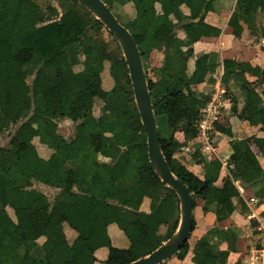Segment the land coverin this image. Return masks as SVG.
Masks as SVG:
<instances>
[{"label":"trees","instance_id":"obj_1","mask_svg":"<svg viewBox=\"0 0 264 264\" xmlns=\"http://www.w3.org/2000/svg\"><path fill=\"white\" fill-rule=\"evenodd\" d=\"M60 1L62 17L39 0H0V134L11 131L9 147L0 148V264H129L172 237L179 224V200L149 163L123 53L108 58L98 40L103 31L117 42L116 38L78 2ZM101 1L138 48L161 152L192 195V217L199 200L202 211L215 216L213 228L192 243L193 218L185 245L172 258L183 260L191 253L193 264H228L239 243L235 231L222 226L236 209L234 182L250 172L264 176L250 149L253 139L233 144L238 152L230 157L233 175L218 185L219 172L204 165L200 178L177 159L184 143L175 137L179 132L186 142L197 139L209 95L197 96L194 88L218 68L198 58L189 74L192 50L184 51L185 41L178 32L192 39L218 38L221 30L205 22L218 0ZM151 10L155 17L150 22L146 16ZM258 13L264 14V0H236L227 22L232 35L240 39L242 24L261 33ZM68 15L69 23L64 21ZM117 46L122 51L118 42ZM151 55L160 61L152 69ZM222 70L220 84L228 90L233 81L245 94L239 111L237 99L231 97L233 114L264 132V90L256 92L264 85V67L224 60ZM246 74L256 81H245ZM63 120L74 124L69 140L57 133ZM162 123L170 133L159 130ZM214 127L226 132L222 125ZM35 141L50 151L47 157L39 156ZM255 146L264 159V139L255 141ZM67 148L73 154L65 158ZM189 157L203 163L200 153ZM37 184L58 193L49 202L35 189ZM237 201L239 211L245 212L243 201ZM251 225L256 233L259 223ZM110 228L120 232L125 246L116 245ZM100 249L108 251L103 263L94 255Z\"/></svg>","mask_w":264,"mask_h":264},{"label":"crops","instance_id":"obj_2","mask_svg":"<svg viewBox=\"0 0 264 264\" xmlns=\"http://www.w3.org/2000/svg\"><path fill=\"white\" fill-rule=\"evenodd\" d=\"M235 3L236 0L215 1L212 4V11L206 14L205 22L221 30V34L218 38L192 39L187 38L181 31L178 32V37L185 41L184 51L189 48L192 49L193 55L188 61L189 74L194 70L195 60L198 58H201L206 65H218L215 73L212 75L206 74L194 88L197 96L209 95L206 106L211 103V101H215L218 104V113L216 120L213 122L212 131L210 130L208 134L209 150L206 149V143L199 134L196 140L188 142H186L182 133L178 132L175 134L176 139L184 143V147L181 149L182 153L177 155V159L182 162L190 172L200 178L203 177L204 165H207L213 172H219L216 182L218 185L223 178L233 175L235 165L230 161V157L238 153L231 145L234 141L238 142L247 138L253 139L250 149L257 156V160L264 171V159L259 155L258 149L255 146V141L264 139V132L260 130L259 126H251L245 121H240L232 112L233 105L231 97L237 99V108L239 111L244 105L245 94L240 91L239 86L233 81L229 82L228 90L220 84L223 74L222 62L224 60L248 63L253 67H264V14L260 15V13H258L256 15V25L261 30V33L251 32L242 24L243 32L240 39H237L232 35V30L227 24L234 11ZM182 11L188 14V10L183 6ZM154 17V10L149 11L146 16L147 20L150 22ZM210 77L213 82H210ZM242 78L250 83L256 81L254 77L248 74L244 75V77L242 76ZM261 90H264V85L258 87L256 92H260ZM67 121L69 120L59 122L57 128L60 123ZM215 123L224 126L227 133H220L217 131L214 127ZM159 130L163 132L164 135L168 134V131L170 133V130L167 129L164 124L159 126ZM5 133L0 134V148H6V146L9 145L8 140L10 137L9 139L7 137L4 138ZM37 151L40 157H47L50 154V151L43 145H39ZM193 152L201 154L203 163L197 164L193 160H190L189 155ZM70 153L72 152L70 151ZM74 157L75 156L71 158ZM234 185L238 190V196L236 198L243 201L246 210L241 213L238 207L239 203L237 199H234L233 203L236 209L230 218L222 225L225 228L229 227L233 229L239 241L237 251L229 255L228 264H232V257L233 259L236 257L242 245H245L244 248L248 245L245 249V251H247L255 242L256 233H254L255 229L252 228L251 221L258 223L264 220L262 216L264 215V176L258 177L255 172L246 173L241 175L240 178L234 182ZM202 206L203 202L199 200L193 211V218L196 225L194 231L191 233L190 242L192 243L201 239L214 226V214L212 212L204 213L202 211ZM109 230L111 235L118 241L116 245L125 246L120 232L114 228H110ZM226 248V244L222 243L221 249L225 250ZM94 255L99 263H103L107 258L108 251L107 249H100L96 251ZM192 258L193 254L188 253L183 260L172 258L163 264H193Z\"/></svg>","mask_w":264,"mask_h":264},{"label":"water","instance_id":"obj_3","mask_svg":"<svg viewBox=\"0 0 264 264\" xmlns=\"http://www.w3.org/2000/svg\"><path fill=\"white\" fill-rule=\"evenodd\" d=\"M99 20L117 40L126 62L134 102L146 135L147 156L157 177L178 197L180 218L172 237L159 248L129 264H161L172 258L185 245L192 229L193 201L189 189L171 172L161 152L156 119L152 110L143 64L130 33L117 21L101 0H74Z\"/></svg>","mask_w":264,"mask_h":264},{"label":"rangeland","instance_id":"obj_4","mask_svg":"<svg viewBox=\"0 0 264 264\" xmlns=\"http://www.w3.org/2000/svg\"><path fill=\"white\" fill-rule=\"evenodd\" d=\"M39 2L42 3L44 5V7L47 6V4H50L51 6H53L54 8L57 9V11L60 13V17H62L63 13H62V7H61V1L60 0H39ZM71 20H72V16H69V15L64 18V21L67 22V23H69ZM120 21H121V19H120ZM98 40L100 42H102V44H103V53L108 58L115 59V58H120L121 57L122 51H120L118 49L117 42L106 31H103L102 34L99 35ZM150 58L151 59L148 62V64L150 65L149 68H151V69L154 68V67L156 68V67H158L160 65V61L157 59V56L151 55ZM150 76H152V74H150ZM107 85H108V80L105 78V76H103V86L107 87ZM94 116L96 118L99 116V109L96 106L94 107ZM160 125H163V124H160ZM57 131H58V134L60 136H62L66 140H69L70 138H72L74 136V133H75L74 124L71 121L70 122L67 121V122L60 123L59 127L57 128ZM9 132H11V131L9 130L7 133H5V135H4L5 137L4 138L7 137L9 139ZM8 141H10V139ZM236 142L237 141L232 142L231 145L233 146V144L236 143ZM35 144L37 146L39 143L37 141H35ZM8 147H9V145L6 146V148H8ZM70 151H71L70 148L65 149V152L63 153V156L65 158L72 156ZM35 189L38 190L39 192H41L45 196V199L47 201H49V202H51L53 197L58 193L57 190L51 189V188H47V187H45L43 185H40V184L35 185ZM10 214H11V212H10ZM67 230L68 229H66V231ZM247 246H246V248H247ZM244 247H245V245H242V247L240 249V252L236 255V257H234V259L232 257V259H231L232 264H236V263L244 264L246 262V258H244V256L246 255L247 252L245 251L246 248H244ZM233 262H236V263H233Z\"/></svg>","mask_w":264,"mask_h":264},{"label":"built area","instance_id":"obj_5","mask_svg":"<svg viewBox=\"0 0 264 264\" xmlns=\"http://www.w3.org/2000/svg\"><path fill=\"white\" fill-rule=\"evenodd\" d=\"M218 113V104L211 101L202 111L201 119L198 123L199 136L205 141L206 149L209 150L208 134L212 129L213 122L216 120ZM256 229L255 242L246 251V262L244 264H264V220L258 222ZM238 264V263H236Z\"/></svg>","mask_w":264,"mask_h":264}]
</instances>
